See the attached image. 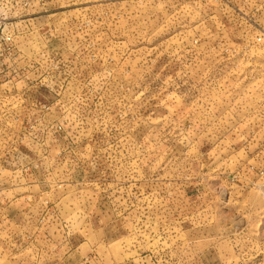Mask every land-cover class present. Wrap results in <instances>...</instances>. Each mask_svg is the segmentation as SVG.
Listing matches in <instances>:
<instances>
[{
  "label": "rangeland",
  "instance_id": "1",
  "mask_svg": "<svg viewBox=\"0 0 264 264\" xmlns=\"http://www.w3.org/2000/svg\"><path fill=\"white\" fill-rule=\"evenodd\" d=\"M0 264H264V0H0Z\"/></svg>",
  "mask_w": 264,
  "mask_h": 264
},
{
  "label": "built area",
  "instance_id": "2",
  "mask_svg": "<svg viewBox=\"0 0 264 264\" xmlns=\"http://www.w3.org/2000/svg\"><path fill=\"white\" fill-rule=\"evenodd\" d=\"M258 40L260 41L261 39H260V38H258Z\"/></svg>",
  "mask_w": 264,
  "mask_h": 264
}]
</instances>
